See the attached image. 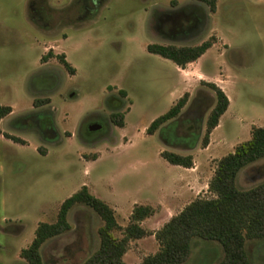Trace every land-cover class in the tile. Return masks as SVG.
Returning a JSON list of instances; mask_svg holds the SVG:
<instances>
[{
    "label": "rangeland",
    "instance_id": "rangeland-1",
    "mask_svg": "<svg viewBox=\"0 0 264 264\" xmlns=\"http://www.w3.org/2000/svg\"><path fill=\"white\" fill-rule=\"evenodd\" d=\"M190 7L204 13L196 35L168 40L154 30L165 27L159 13ZM207 39L211 47L179 69L146 50ZM201 81H219L229 100L206 149L200 141L214 94ZM184 93L182 117L199 126L191 149L145 132ZM36 99L48 102L33 106ZM0 104L12 108L0 122V264H26L19 252L38 222H53L61 201L82 185L113 208L121 227L134 204L150 205L154 212L139 224L153 232L209 196L217 159L248 139L251 126L264 127V0H216L214 11L199 0H0ZM113 111L124 114L122 127ZM162 150L191 154L192 169L168 163ZM262 181L264 157L236 179L242 189ZM67 220L70 228L41 246L43 264H82L97 249L103 222L94 211L75 205ZM157 249L154 235H145L130 240L122 258L138 264ZM245 250L249 264H264V237L246 241ZM222 256L216 241L193 238L182 264H218Z\"/></svg>",
    "mask_w": 264,
    "mask_h": 264
},
{
    "label": "trees",
    "instance_id": "trees-1",
    "mask_svg": "<svg viewBox=\"0 0 264 264\" xmlns=\"http://www.w3.org/2000/svg\"><path fill=\"white\" fill-rule=\"evenodd\" d=\"M210 11L215 10L216 0H199ZM165 21L164 29L153 26L159 36L165 39H181L187 35H196V28L203 23L204 13L195 7L182 8L168 13H159ZM160 18V17H158ZM212 41L207 39L196 45H175L151 43L146 50L169 59L177 67L184 68L198 59L210 48ZM51 56L48 51L46 56ZM59 63L71 74L74 67L63 53L56 54ZM213 92L214 104L209 111L201 145L205 147L209 134L218 125L219 118L228 107L229 100L225 92L214 82L201 81ZM123 97L126 92L118 90ZM184 93L164 113L155 117L145 128L147 134L158 130V135L167 146L191 149L199 139L198 124L190 123L182 117L181 110L187 101ZM47 99L34 100L33 106L47 103ZM12 111L10 105L0 104V119ZM115 125L122 127L124 114L113 111L110 114ZM14 142L25 143L21 138L4 134ZM159 155L168 163L184 168L193 166L191 154H179L162 150ZM264 157V127L253 125L248 139L235 145L233 151L217 159L213 173L207 183L209 196H197L187 203L178 213L172 215L161 227L151 232L140 226L139 222L150 216L154 209L150 205L134 204L129 215V223L121 227L115 218L113 208L104 200L89 192L86 185L61 201L53 222H38L30 243L19 252L26 264H43L40 248L43 243L70 228L67 220L69 210L75 205H84L94 211L102 220L97 234V249L82 264H127L122 256L132 239L153 234L158 249L144 256L138 264H182L187 259L191 240L200 238L216 241L223 252L218 264H249L245 243L264 237V181L247 189L240 188L236 179L238 173L247 165ZM121 231V237L113 232Z\"/></svg>",
    "mask_w": 264,
    "mask_h": 264
},
{
    "label": "crops",
    "instance_id": "crops-1",
    "mask_svg": "<svg viewBox=\"0 0 264 264\" xmlns=\"http://www.w3.org/2000/svg\"><path fill=\"white\" fill-rule=\"evenodd\" d=\"M176 68L179 69V67H177V66H176ZM212 82L216 83V84L220 87V83H219V81H212ZM11 112H12V111H11ZM11 112H10L9 114H11ZM9 114H7V115H9ZM7 115H6V116H7ZM4 117H5V116H4ZM4 117H3V118H4ZM3 118L0 119V122L2 121ZM7 139H9V138H7ZM10 140H11V139H10ZM208 143L210 144V142H208ZM21 144H22V143H21ZM209 144H207L203 149H206V148L209 146ZM187 169H188V168H187ZM190 169H192V167H191ZM177 182H178V181H176V183H175L176 185H178V186L182 185V184L180 183V181H179L178 183H177ZM184 185H186V184H184ZM183 187H184V186H183ZM140 226H141V225H140ZM123 255H124V254H123ZM122 257H123V256H122ZM122 259H123V258H122Z\"/></svg>",
    "mask_w": 264,
    "mask_h": 264
}]
</instances>
